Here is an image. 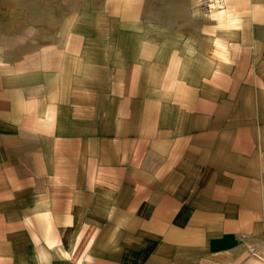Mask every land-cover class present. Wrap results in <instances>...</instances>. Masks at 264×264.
Instances as JSON below:
<instances>
[{"label":"crops","instance_id":"crops-1","mask_svg":"<svg viewBox=\"0 0 264 264\" xmlns=\"http://www.w3.org/2000/svg\"><path fill=\"white\" fill-rule=\"evenodd\" d=\"M0 264H264V0H0Z\"/></svg>","mask_w":264,"mask_h":264},{"label":"rangeland","instance_id":"rangeland-1","mask_svg":"<svg viewBox=\"0 0 264 264\" xmlns=\"http://www.w3.org/2000/svg\"><path fill=\"white\" fill-rule=\"evenodd\" d=\"M199 3L204 10L209 11L217 8L218 4H223V0H199Z\"/></svg>","mask_w":264,"mask_h":264},{"label":"snow or ice","instance_id":"snow-or-ice-1","mask_svg":"<svg viewBox=\"0 0 264 264\" xmlns=\"http://www.w3.org/2000/svg\"><path fill=\"white\" fill-rule=\"evenodd\" d=\"M209 7H211V5H209Z\"/></svg>","mask_w":264,"mask_h":264}]
</instances>
